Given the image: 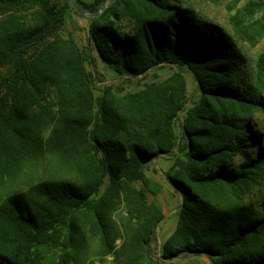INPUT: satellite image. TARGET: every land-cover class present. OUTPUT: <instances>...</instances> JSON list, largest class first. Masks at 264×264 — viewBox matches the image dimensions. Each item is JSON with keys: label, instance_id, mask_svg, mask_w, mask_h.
<instances>
[{"label": "trees", "instance_id": "trees-1", "mask_svg": "<svg viewBox=\"0 0 264 264\" xmlns=\"http://www.w3.org/2000/svg\"><path fill=\"white\" fill-rule=\"evenodd\" d=\"M70 14L68 0H0V264H159L165 213L149 195L162 187L146 171L161 157L183 198L161 259L264 264V203L251 202L264 52L254 64L244 52L264 40V0L238 8L230 31L181 0H118L89 18L86 46L62 35ZM98 61L128 78L179 71L126 93L99 86Z\"/></svg>", "mask_w": 264, "mask_h": 264}, {"label": "rangeland", "instance_id": "rangeland-1", "mask_svg": "<svg viewBox=\"0 0 264 264\" xmlns=\"http://www.w3.org/2000/svg\"><path fill=\"white\" fill-rule=\"evenodd\" d=\"M84 1L90 3L93 0ZM181 1L195 7L205 19L219 26L225 27L230 31L232 30L230 17L236 13L238 8L243 7V5L249 0H221L219 3H214L211 0ZM67 21L68 25L62 35L66 38L71 35L81 46H86L89 41V18L82 19L77 14H70ZM244 52L247 54L250 62L254 64L259 55L264 52V40L254 48L244 46ZM97 68L99 71V79L102 81L99 83V86L113 85L123 88L126 93L136 92L144 88L146 84L164 80L176 71H179V68L175 66L165 65L152 69L144 76L128 78L116 74L101 61H98ZM183 72L188 80L190 99L194 101L199 96L197 84L188 70L184 69ZM182 117H184V114H182ZM253 121L257 130L264 134V107L257 110L253 115ZM172 165L173 162L169 157H161L147 165V176L162 187V192L158 196L154 197L149 195V199L151 202L161 206L165 213V218L160 223L155 234L152 245L153 256L159 264H212L210 259L205 255H184L171 261L161 259V248L176 229L178 222L177 211L183 202L182 196H180V194L170 185L166 176ZM138 186L141 187L140 184H138ZM251 197V202L257 209L262 203H264V178L258 182ZM111 261L112 259L109 258L108 263ZM90 264L102 263L95 261Z\"/></svg>", "mask_w": 264, "mask_h": 264}, {"label": "water", "instance_id": "water-1", "mask_svg": "<svg viewBox=\"0 0 264 264\" xmlns=\"http://www.w3.org/2000/svg\"><path fill=\"white\" fill-rule=\"evenodd\" d=\"M116 1L118 0H111L106 5H104L100 10L98 11H86L78 2V0H68L69 4L72 6L74 12L77 13V15L82 18H94L102 15L108 8H110Z\"/></svg>", "mask_w": 264, "mask_h": 264}]
</instances>
